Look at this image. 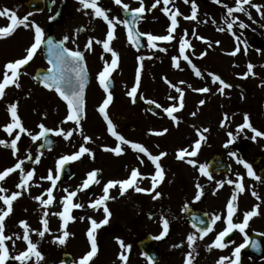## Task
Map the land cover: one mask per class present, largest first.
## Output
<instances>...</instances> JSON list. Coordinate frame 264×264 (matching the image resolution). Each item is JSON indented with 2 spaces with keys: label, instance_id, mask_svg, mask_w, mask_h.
Segmentation results:
<instances>
[{
  "label": "rangeland",
  "instance_id": "374dc122",
  "mask_svg": "<svg viewBox=\"0 0 264 264\" xmlns=\"http://www.w3.org/2000/svg\"><path fill=\"white\" fill-rule=\"evenodd\" d=\"M132 1L122 0V3L128 4L129 8L140 6L139 0H134L133 3ZM252 2L264 5V0H252ZM152 3H154V0H144L146 10L139 22V29L144 33H156L158 32L159 24L164 22V30L158 33V35H166L167 27L171 21L160 11V8L164 6L162 0L156 9L149 12L147 9L151 7ZM207 3L211 5H207ZM196 4L198 6L197 20H186L184 16L191 14L190 4H185L183 0H174V3H170V9L173 11L178 9L182 13V15L177 17L178 27L173 33L175 39L172 42L170 41V44H166L168 41H161L166 51H160L158 46L155 49H150L147 46V38L145 36V49L139 51L137 55L145 57L142 62L141 84L137 90V95L155 103H157L158 99H166L169 103V105H165L166 108L173 105L179 106V94L170 84L176 85L185 93L183 107L179 110L182 117L178 118L179 122H175L169 116L163 118L162 115H153V117L151 115L152 120H149L146 115H143V119L139 120V124L143 123V125L137 131L123 135L129 141L140 143L153 155H158L161 152L166 153L159 163L163 169V181H165L163 185L166 187L170 186L171 189L175 188V184H169L167 181L182 173L185 175L190 174L186 170L185 160H178L176 157L179 148L189 147L193 134L191 128L221 127L222 119L218 120L220 116L217 119L210 116L208 118L207 116H200L198 115L200 108L207 107V99H229V95L232 94V90L228 89H225L223 95L219 93L218 88L220 85L213 83L212 76L209 75L212 74L209 67L219 66L224 74L237 78L252 87L255 90V95H264V17H261L249 5H243V7L247 12H251L253 18L257 21L256 23L249 20L245 12L233 13L234 17H238L239 20L248 24L249 27L241 29L238 24H234L233 32L244 43L240 45L241 51L237 55L232 56L228 53L233 51L237 41L227 31V21L230 18L227 17L226 10L223 12L218 6L227 4L230 7H234L235 0H222L220 4L214 3L213 0H196ZM147 23H150L151 28L145 30L142 26ZM218 28H224L225 31H218ZM193 30H195V36L192 35ZM185 32H187V35H185ZM181 36H184L191 45L190 48L185 49V54L189 56L192 64L201 73L199 77L196 76L192 66L182 58L179 59V68L172 66L171 58L179 56V40ZM114 37L110 41L112 43L110 47L118 53L119 57L122 40L115 33ZM197 37H203L205 40L198 39ZM216 41L220 43L217 45ZM209 43H211V47H209ZM8 45L10 46V43ZM245 47H247L246 54L243 51ZM257 49H261V52H257ZM3 50L5 53H8L7 48ZM125 50V48L122 49L124 53H122L121 58L123 60L118 59V66L110 74L115 83V90L114 92L109 91L113 99L106 109V113L114 125V130L118 134V124L115 114L120 110V107L116 99H133V97L127 95V92L134 85L136 69L140 66V62H131V53ZM103 51L100 50L96 58L93 55L90 56V59L97 60L95 62L90 61L92 67H88L90 82L86 89L84 99L85 111L81 118L83 134L91 138V141L85 145L90 149V154L85 153L80 159L70 161L72 163L73 174L69 179L57 180L53 188L55 199L47 207L34 199L36 196H42L43 199H47L46 189L52 186L51 181L41 179V177H46L50 169L53 171L55 177L57 161L64 155H71L78 151L80 145L84 143L83 136L80 134V130L76 129L74 122L62 123L67 114L66 102L61 100L55 91L45 89L42 85H37L36 94H31L30 89L27 88L26 90L29 92L26 95H20L19 90L21 86L17 88L15 85H10L5 89L4 97L0 99V140L10 143L19 131V129H14L12 136H8L3 131V126L11 122L10 114L7 112V106L10 103L17 104L18 116L21 119L23 127L29 133L39 135L40 128L38 125L42 123L46 128L53 130L51 133L56 139V144L51 149L41 153L36 152L40 139L33 141L27 133L20 134L21 139L17 142L16 156L12 155L9 147L0 146V171L14 166L20 160L24 161L22 167L25 174L27 171L34 169V176L29 181L27 191L15 187L20 180L19 170L10 174L4 181H0V187L8 190L2 194L11 195L15 191H21L22 193L12 203V211L4 222V235L12 238L11 241H5L9 257H15L27 249V243L23 240L24 229L20 226V221H25L28 224L29 239L32 243L36 244V250L43 257V259H40L33 255L30 259H26L24 264H62L60 255L63 251L71 255L73 258L72 264H78L79 259L90 250L87 230L91 227V223L88 218L91 217L98 223L102 221L105 218L104 206L109 209L110 216L108 223L95 231V238L100 244V248L96 256L90 261V264H116V259L120 253L118 240L123 241L120 236V228L122 227L123 231L125 229L123 225L131 223V220L127 219L131 218L132 209L136 207L138 202L141 204L144 200V204L146 203L144 207H148L147 203L152 202L155 208L183 206L181 195L173 198L168 197L167 194L160 191V189H163L161 185H159L160 188L151 193L149 198L143 196L139 200L137 199L138 192L135 191V188H129L121 195L120 187L117 184L115 187L109 189V196L111 198L105 201L103 206L98 209L89 207L91 201H95L103 195V187L108 181H121L129 178L125 177L129 168L124 167L120 169L118 166L125 160H131L132 157H130L129 153L130 150H133L129 145L124 144H122L124 146H122L123 152L120 154L121 156L104 150L106 147L115 148L119 142L108 132L107 122L98 111L99 105L107 96L99 84L98 73L103 69L105 61L110 65L112 59L110 52ZM201 53H206V55L201 56ZM147 57H151V59H147ZM249 63L254 66V75L244 78L242 74L247 71ZM2 72L0 70V80H2ZM25 75L26 72H21L18 80L19 85ZM164 78L170 84L165 83ZM181 81L184 83H180ZM26 87H30V84H27ZM202 87H208L210 91L201 94H198L200 92L193 91L194 88ZM233 95L236 99L241 98V95L237 91ZM169 97H177V99L172 100ZM201 100L205 101L203 105L199 104ZM235 102L239 104L238 100ZM233 111L234 115L239 118L237 121H239L242 117V110L236 111L233 108ZM127 112L130 113V111ZM193 112L196 113L195 116L192 115ZM59 128H63L65 131L73 129V135L67 140L62 136H56L55 130ZM164 129H167V131L162 135L154 134L156 132H163ZM187 134H190V136H186ZM29 153L33 159L39 155L40 162L33 163L31 160H28L27 156ZM133 153L137 154L133 162L134 166L143 177L138 179L137 186L145 188L148 182H152L151 175L155 174V166L143 153H138L134 150ZM141 160H143L142 164ZM92 170H98L96 179L100 183H92L87 190L78 191L77 196L73 198L72 202L81 204L83 207L72 209L69 215L73 219L68 222L64 229H61L60 226L63 221L57 215H53V213L63 211L61 199L67 194L65 189L77 191L82 181L87 178L86 174ZM155 192L161 194L158 199H153ZM115 205L120 208L117 210L114 208ZM0 210H7V206L3 205L2 201H0ZM45 211L48 212L46 219L49 231L41 237L38 233L39 231H43L41 219L45 218ZM82 217L83 219H81ZM64 231H67L69 235L65 243L61 245L58 243V237L63 235ZM99 235L101 237H98ZM17 236L20 239H17ZM13 241L15 242L14 245ZM108 258H113V260ZM5 264H21V262L10 258Z\"/></svg>",
  "mask_w": 264,
  "mask_h": 264
},
{
  "label": "flooded vegetation",
  "instance_id": "af4514ba",
  "mask_svg": "<svg viewBox=\"0 0 264 264\" xmlns=\"http://www.w3.org/2000/svg\"><path fill=\"white\" fill-rule=\"evenodd\" d=\"M99 6L108 10L107 14L110 19L116 17L123 21L125 20L124 14L126 17L131 15L130 11H124L121 6L114 4L113 0H99ZM4 8L15 11L19 18H23L25 15L31 13L29 21L36 23L43 29L45 40L55 39L56 41H60L65 35L69 36L70 39L65 42L64 46L72 50H79L84 54V63L87 70L88 67H92L90 61L95 62L97 60L90 59V56L93 55L96 58L97 53L103 50L102 44H96L95 40L103 41L107 38V25L102 18L94 17L91 9H82L78 0H55L54 3L52 0H0V10ZM78 8H81V10L78 11ZM129 9H134V6ZM85 12L88 14L86 15ZM142 17L143 14L135 21L137 31L139 32H142L139 29V22ZM8 21L9 18L7 16L0 17V27L6 26ZM142 27L148 30L151 28V25L147 23ZM78 29L83 30L77 31ZM163 30L164 22L159 24L158 32L150 33L158 35ZM114 33L122 40L119 60H123L121 58L122 53H124L122 49L125 48L126 52L129 51L131 53V62H138L137 55L139 51L129 43L126 28L122 23L116 24ZM90 38H93L92 50L85 48ZM32 42H34V30L30 27L26 29L23 26H19L12 35L0 38V70L3 71L5 63L22 58L25 55V49ZM9 43L10 46L8 45ZM143 43L142 51L145 49V36H143ZM111 44L110 42V46ZM44 45L46 43L41 45V49L38 50L33 60L20 70L22 73L23 71L26 72V75L21 79L20 95H26L29 91L31 94H34L35 90L37 91V85H41L36 79H33L35 72L41 68L50 67L43 58ZM156 45L159 49L163 48L161 41H157ZM3 46L7 48L8 53H5ZM210 69L211 67H209ZM243 83L248 85L245 82ZM27 84H30V87H26ZM27 88L30 90L27 91ZM250 88L253 91L252 95L244 93L236 87H229L227 89L232 90L229 99H207V107L200 108L198 115L207 116V118L210 116L217 119L220 116L219 120L223 119L224 115L227 114L230 118L226 122L227 126L207 128L209 131L203 133L206 141L203 140L201 142L197 156H186L184 159V164L187 166L186 170L190 174L185 175L181 172V175L174 176L171 180L167 181L169 184L174 183L175 188L171 189L170 186H164L163 182L165 181L163 180L158 183L156 189L160 188L159 185H161L163 189H160V191L167 194L168 197L173 198L181 195L183 200L182 207L155 208L152 202L147 203L148 207H144L146 203L144 204L143 200L141 204L138 202L136 207L132 209L131 218L127 219L131 220V223L123 225L126 230L122 231V227L120 228V236L124 244L130 246L127 250L119 247L120 253L118 257L123 252L128 257L126 264H185V258L189 252L192 253L193 264H217V261L222 256L229 257V261H226L225 264H230V260L236 259V257L232 256L233 250L245 243V235L249 243L239 253V264H264V137H258L253 141L251 139L253 133L250 130L245 129L243 132L237 133V126L243 123L245 114L248 115L249 121L254 128L264 132V95H255V90L252 87ZM235 91L241 95L240 99H236L233 95ZM136 96H138L137 93L134 97ZM116 100L119 102L120 107V110L115 114L117 116V130L122 136L137 131L143 125V123L139 124V120L143 119V115H146L149 120H152L153 115H162L163 118L168 116L163 111L166 108L165 105H169L166 99H158L156 101L161 105L156 112L148 111L144 105L141 107L135 106L133 104L134 99ZM237 100L239 104H236L235 101ZM233 108L236 111L242 110V117L239 121H237L239 118L234 115ZM127 111H130V113ZM173 115L177 118L176 121L179 122L178 118L182 117L180 111L174 112ZM203 129L192 127L193 134L189 147L179 148L178 150L185 148L191 150L194 141L198 139L197 130L202 132ZM228 132L234 134L235 140L234 143L225 148L224 145L229 139ZM186 136H190V134ZM210 141L211 143H209ZM122 146L124 145L121 144V148ZM230 152L235 153L236 157L230 156ZM129 155L132 157L131 160H125L118 166L120 169L124 167L129 168L125 177H129L131 170L136 168L133 162L137 154H134L133 150H130ZM187 159L195 160L197 167L189 165L186 162ZM237 159H242L250 164L253 172L261 177V179L256 180L249 177L247 170L242 164L237 163ZM200 164L206 165L207 171L212 176L211 180L200 174L198 171ZM238 176L243 178L240 181L245 188L243 192L236 190L235 183L229 185L225 182L229 179L236 182ZM138 179L139 177L135 182V186H137ZM217 181L223 183V186L218 189ZM197 184L201 185L202 189V196L198 201L195 200ZM151 188L152 182H148L147 186L143 189ZM131 189H134V187ZM253 191L257 193L259 199L252 195ZM234 192L237 194V200L234 202L236 207L233 215L234 223L242 222L244 213L252 210L256 205H259V214L250 218L245 228V233L242 234L236 229L223 239L222 243H226L227 247L223 249L213 247L209 250L207 246L212 244L215 236L227 226L224 222L227 218L226 205ZM151 193L138 192L137 199L140 200V197L143 196L149 198ZM114 208L118 210L120 207L115 205ZM214 215L221 216L222 220L216 222L212 232L204 236L203 239H200V233L197 229L205 228ZM162 216L169 221V231L162 239H155L162 231ZM193 225H196V227H193ZM190 233L197 237L192 249L188 248L186 239ZM98 237H101V235ZM141 240L148 244V246H152L150 248L153 251V257L157 256L158 259L152 260L150 255L140 249L139 242ZM252 241L258 244V248L251 246ZM176 245L182 246L175 247ZM97 246L100 248L98 241ZM118 257L116 264H122ZM108 259L113 260V258Z\"/></svg>",
  "mask_w": 264,
  "mask_h": 264
},
{
  "label": "snow or ice",
  "instance_id": "6c2138e0",
  "mask_svg": "<svg viewBox=\"0 0 264 264\" xmlns=\"http://www.w3.org/2000/svg\"><path fill=\"white\" fill-rule=\"evenodd\" d=\"M54 3L55 0H52ZM185 4H190L191 6V14L184 16V19L186 20H197V12H198V6L196 4V0H183ZM214 3L220 4L222 0H213ZM78 3L81 5L82 9H91L94 17L102 18L103 21L107 25V33H106V39L103 41L101 40H95L96 44H102L104 52H110L111 53V64L107 61L104 63L103 69L98 73V81L101 86V88L104 90V92L107 94L106 98L103 100V102L99 105L98 111L103 116L104 120L107 122V130L108 132L115 137V139L119 142L116 144L115 148H105V151L114 152L116 155H120L123 152V149L121 148V144L129 145L131 149L138 153H143L147 158L152 162V164L155 166V174L151 175L152 180V188L151 189H143L138 186H135V182L137 178H143L141 173L137 168H133L130 172V176L127 179L121 180V181H108L104 187H103V195L96 199L95 201H91L89 204V207L93 209H98L99 207L103 206L105 201L110 199L109 196V189L115 187L117 184L120 187V194L123 195L125 191L129 188H135L136 192H153L157 184L163 180V169L161 167V164L159 161L162 157L166 155V153L161 152L158 155L151 154L146 147L141 145L140 143L132 142L127 140L122 135H119L114 130V125L112 121L109 119L106 109L108 108L109 104L111 103L113 97L111 93L109 92L108 87V80L110 77V74L112 71L115 70V68L118 66V53L115 52L110 47V41H112L114 37V29L116 24L122 23L124 27L127 30V37L130 44H132L134 47L137 46L140 43V37L146 36L147 38V46L150 49L157 48L156 42L157 41H172L175 39L173 33L178 27V21L177 17L182 15V13L179 12L178 9L173 11L169 8L170 3H174V0H162L163 7L160 8V11L164 13L165 16L168 17V19L171 21L170 25L167 27V34L166 35H154L151 33H144V32H135L133 34L132 29L135 27V21L141 17V15L145 12V4L144 0H139V7H136L134 9H129V5L126 3H122V0H113V3L121 6L124 11H130L131 12V20H119L116 17L109 18L107 11L99 6V0H78ZM161 4V0H154V3H152L151 7L147 9V11L151 12L153 9H156L158 5ZM243 5H249L251 8L255 9L258 14L261 15V17H264V5H258L256 3H253L252 0H235V6L230 7L227 4H224L223 7L226 8L227 17L230 18L227 21V31L231 33L234 37V39L237 41L236 47L228 53L229 55L235 56L238 52L241 51L240 45L244 43L243 41H240L239 36H236L233 32V26L234 24H238L239 28L246 29L249 27L248 24L244 23L243 21L239 20L238 17H234V12H245L249 20H252L253 23H256L257 21L253 18L251 12H247ZM81 8H78L77 10L80 11ZM87 15L88 13L85 12ZM25 15L23 18H19L15 11H12L8 8H4L3 10H0V17L7 16L10 20V23L7 26L0 27V38H5L13 34V32L19 27L23 26L24 28H31L34 30V42L31 43L29 47L25 49V55L22 58L16 59L11 62H7L3 66V72H2V80H0V99H2L5 95V89L8 88L10 85H15L17 88L20 87L18 80L19 76L21 74L20 70L23 66L28 65L30 61L33 60L34 56L37 54L38 50L41 49V45L45 43V36L43 29L37 25L34 22L29 21V16ZM52 19V17H50ZM215 23V21H213ZM83 29H78L77 31H82ZM218 31H225L224 28H218ZM185 35H187V32H185ZM192 35L195 36V30H193ZM198 39L205 40L203 37H197ZM69 36L65 35L63 39H61L58 42H54L52 39H47V47L49 54L51 56V59H49L48 63L51 65L47 69L46 74L41 76L39 78V82L42 84V86L45 89L55 91L59 98L66 102L67 105V114L62 121V123L67 122H74L76 129L80 130V134L83 136L84 143L80 145L78 151L71 155H64L62 156L56 164V175L54 177L53 171L50 169L48 171V175L46 177H41V179H46L48 181H51L52 186L46 189V196L47 199H43L42 196H36L34 199L39 201L41 205L47 207L48 205L52 204L54 201L53 196V188L55 187L57 180L59 179V172L62 169V166L70 161H75L80 159L85 153L90 154V149L87 148L85 145L91 141V138L87 135L83 134V131L81 129V118L83 116V113L85 111V100H84V90H85V82L87 79L86 74V66L84 63V54L79 50H72L67 47H65V42L69 40ZM74 42V41H73ZM207 42V41H205ZM217 45L220 43L219 41L215 42ZM93 47V38H90L88 42L85 45V48L88 50H92ZM191 45L189 44V41L184 38V36L180 37L179 40V56H173L171 58L172 60V66L174 68H179L180 63L179 59L182 58L184 61H186L189 65L192 66L193 71L195 72L196 76H200L201 73L199 70L196 69L195 65L192 64V61L189 59V56L185 54V49L190 48ZM209 47H211V43H209ZM160 51H166L164 48H160ZM245 54L247 53V47L243 49ZM257 52H261V49H257ZM206 55V53H201V56ZM144 56H138L137 61L140 62V66L136 69V76H135V82L134 85L131 87L130 91L127 92V95L129 97H134L137 93V90L141 84V69H142V62L144 61ZM147 59H151V57H147ZM254 66L249 63L247 65V71L243 73V77L247 78L249 75H254L253 72ZM212 81L213 83H219L220 87L218 88V91L221 95L224 94L225 89L231 87V85L225 83L222 79H220L219 76L212 75ZM33 79H37V77H33ZM165 83H169L166 78ZM180 83H184L181 81ZM175 89V91L179 94V106L173 105L167 108H164L163 111L167 113V115L172 118L174 121H176V117L173 115L174 112H177L180 110V108L183 107V98H184V91L176 86L171 85ZM191 87V85H189ZM193 91H197L200 93H207L210 91L208 87H202V88H194ZM169 99L176 100L177 97H169ZM150 104H154V101H148ZM205 103L204 100L199 101L200 105H203ZM156 108H160L161 105L158 103H155ZM17 104L16 103H10L7 106V112L10 114L11 122L7 123L3 126V131L8 134V136L13 135L14 129H19V131L15 134V138L11 140L10 143H8L5 140H0V146L9 147L12 151V155L16 156L17 154V142L21 139V133H27L31 136V139L33 141H36L40 139L41 137L45 136L46 133L52 132V129L46 128L44 124L38 125L40 128L39 135H32L28 132V130L23 127L20 117L18 116L17 112ZM193 116L196 115L195 112L192 113ZM230 118L227 114L224 115V118L221 120V127H226V122ZM245 129L250 130L253 135L251 136V139L255 141L258 137H264V132H261L254 128L250 121L247 114L244 116V121L242 124L237 126V133L243 132ZM73 129H69L68 131H65L63 128H59L55 130L56 136H62L65 140L69 139L73 135ZM167 129H164L163 132H156L154 134L156 135H162L164 132H166ZM209 129L204 128L202 132L200 130H197V136L198 139L194 141V144L191 148V150L185 148L180 149L177 152V159L178 160H184L186 156L188 157H195L198 154V150L201 147V142L206 139V137L203 135V133L208 132ZM229 139L225 143L224 147L227 148L230 144L234 143L235 136L232 132L227 133ZM230 156L233 158L236 157V154L233 152L229 153ZM28 160H31L33 163H39L40 162V156L37 155L35 159H33L32 155L29 153L27 156ZM139 159V157H138ZM141 164L143 163V160L140 161ZM189 165L193 167H197V162L193 159H187L186 161ZM237 163H240L244 166V168L247 170V175L253 179L260 180L261 177L257 176L251 167L250 164H248L246 161L242 159H237ZM24 164L23 160L18 161L14 166L8 167L2 171H0V181H4L6 177H8L10 174L17 172V170L20 171V180L19 183L15 185L17 189H22L24 191H27L29 181L34 176V169L24 172V169L22 165ZM198 171L201 175L207 177L209 180L212 179V176L207 171V167L204 164H200L198 166ZM98 175V170H92L86 174V179L82 181V184L78 187L77 191H68L65 189V192L67 193L66 196L62 197L61 203L63 204V211L58 213H53V215H57L63 223L61 224V229H64L65 226L68 224L70 220L73 218L69 215L70 211L74 208H81L83 205L73 203V198L77 196L78 191H84L87 190L92 183L99 184L100 181L96 179ZM242 177L237 178V181L234 182L231 179L225 181L227 184L231 185L235 183V188L239 192H243L245 190L243 184L240 182L242 181ZM223 183L220 181H217V189L219 187H222ZM197 192L195 194V200H200L202 196V189L201 185H196ZM8 190L6 188L0 187V201L3 202V205L7 206V210H0L2 214H0V264H5L7 260L14 259L17 261H20L21 264H24V261L26 259H30L31 256L35 255L37 258L43 259L41 253L37 251L36 244L32 243L29 239V226L25 221H20V226L24 229L23 234V240L27 243V249L25 251H22L20 254L16 255L15 257H9L8 248L5 245V241L9 240L11 241L12 238L9 236L4 235L5 231V219L8 217L12 211V203L17 200L18 197L21 196V191H15L12 192L11 195H4L2 193H6ZM215 194V191H214ZM159 192H155L153 195V199H158L160 197ZM252 195L259 199V196L256 192H252ZM237 200V194L234 192L231 196V198L228 200L226 208H227V218L224 221L226 223V227L221 230L216 236L215 240L212 244L208 245V249L211 248H217V249H223L227 247L228 245L226 243H222L223 239L227 237L233 230L238 229L242 234L245 233V228L247 227L250 218L258 215V208L259 205H256L253 207L252 210L246 211L243 215V221L240 223H234L233 222V215L236 211V207L234 205V202ZM187 207V205H185ZM103 211L105 214V218L100 221L99 223L89 217L91 227L87 230V239L90 242V250L86 252L78 261V264H90V261L96 256L98 252L97 247V241L95 238V231L96 229L100 228L102 225H105L108 223V219L110 216L109 209L104 206ZM48 216V212H44V217L41 219V224L43 225V231H39V236L43 237L46 232L49 231L48 228V221L46 217ZM83 219V217L81 218ZM222 220V217L219 215H214L211 217L209 223L205 228H198L197 231L200 233L199 238L203 239L204 236L208 235V233L212 232L214 230L213 226L216 224L217 221ZM203 223V221H201ZM161 227L162 231L160 232L159 236L155 237V239H162L169 231V221L161 217ZM193 227H196V225H193ZM69 233L67 231L63 232V235L58 237V243L63 245L66 241V238L68 237ZM17 239H20L19 236H17ZM187 246L189 249H192L194 246V243L197 239V237L194 234H189L187 236ZM55 242V241H54ZM13 241V245H14ZM118 243L120 244V247L122 249H129L130 246L125 245L123 241L118 240ZM248 238L245 235V243L239 245L236 247L233 252L232 256L236 257V259L230 260V264H239V253L242 248L248 244ZM182 245H176L175 247H181ZM251 246L253 248H258V244L255 241L251 242ZM118 259L122 262V264H126L128 257L122 252ZM226 261H229V257L222 256L217 261V264H225ZM185 264H193L192 259V253L189 252L186 255L185 258Z\"/></svg>",
  "mask_w": 264,
  "mask_h": 264
},
{
  "label": "water",
  "instance_id": "95a60500",
  "mask_svg": "<svg viewBox=\"0 0 264 264\" xmlns=\"http://www.w3.org/2000/svg\"><path fill=\"white\" fill-rule=\"evenodd\" d=\"M124 18H125V20H131V15H129L128 17H126V15L124 14ZM132 31H133V34H135V32H137L136 29H135V27L132 29ZM142 46H143L142 37H140V43L137 46H135V47L138 48V49H142ZM44 56L47 58L48 61H49V59H51V56H50L48 50H47V52H46V50L44 51ZM213 71H214L215 75L216 76H219L220 79H222L225 83H227V84H229L231 86H236V87L242 89L243 91L250 92V89L247 86L241 84L238 80H235L233 78H230L228 76H225V75L221 74L218 70H215L214 69ZM46 72H47V70H43V71L36 72L37 79L39 80V78L41 76H43L44 74H46ZM86 74H87V72H86ZM88 82H89V77H88V74H87V79H86V82H85V89H86V86H87ZM108 87H109V89H113L114 88V85H113L112 80H111L110 77H109V80H108ZM84 92H85V90H84ZM134 102H135L136 105H142L143 104V101H142L141 98H136ZM145 104L151 110H155L156 109L155 106H153V105H150L148 103H145ZM54 143H55V141H54L53 136L51 135L50 132H48V133L45 134V136L41 137V144L37 147L36 150H37V152H41L43 150L50 149L53 146ZM71 173H72V171H71L70 164L69 163L64 164L62 166L61 171H60V176L62 178H68V177L71 176ZM139 246L148 255L151 256V251L152 250H151L150 247H148V245L146 243H144L143 241H141L139 243ZM156 258H157V256H155L153 259L155 260ZM71 261L72 260L70 259V256L69 255L63 254V262H64V264H70Z\"/></svg>",
  "mask_w": 264,
  "mask_h": 264
},
{
  "label": "trees",
  "instance_id": "16d2710c",
  "mask_svg": "<svg viewBox=\"0 0 264 264\" xmlns=\"http://www.w3.org/2000/svg\"><path fill=\"white\" fill-rule=\"evenodd\" d=\"M223 12L226 10V8L225 7H223V5H221V6H218ZM227 14V13H226Z\"/></svg>",
  "mask_w": 264,
  "mask_h": 264
}]
</instances>
